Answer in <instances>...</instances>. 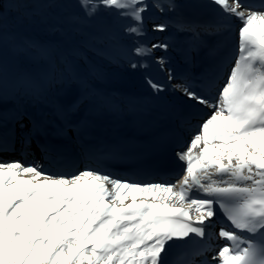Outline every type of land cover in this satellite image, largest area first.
I'll use <instances>...</instances> for the list:
<instances>
[{
	"label": "snow or ice",
	"instance_id": "obj_1",
	"mask_svg": "<svg viewBox=\"0 0 264 264\" xmlns=\"http://www.w3.org/2000/svg\"><path fill=\"white\" fill-rule=\"evenodd\" d=\"M10 2L19 15L11 24L0 14V52L23 53L37 67L15 71L0 57V103L11 93L51 111L29 117L27 131L26 113L0 111V129L13 124L0 131V153L17 150L18 123L21 155L35 140L44 161L0 160V264H264V0H202L215 13L205 21L170 17L175 0H78L83 15L66 23L81 45L60 54L13 30L39 18L64 34L62 22H51L58 0ZM101 12L125 21L122 34L106 21L92 23ZM233 20L238 54L224 50L223 41L209 45L205 38L231 33ZM170 28L187 35L190 51L206 48L208 63L173 85L183 105L166 106L152 123L171 116L183 126L195 113L205 115L175 153L184 165L176 183L117 177L113 163L144 153L98 132L99 121L118 111L117 101L91 86L77 60L93 52L109 63L147 68L145 58L173 46L167 38L151 43L149 33ZM125 37L131 45L122 43ZM156 63L167 70L166 57ZM146 83L156 98L166 90L154 79ZM74 86L75 99L61 103L58 97ZM175 135L161 127L153 144L163 147ZM173 249L181 251L170 261Z\"/></svg>",
	"mask_w": 264,
	"mask_h": 264
},
{
	"label": "rangeland",
	"instance_id": "obj_2",
	"mask_svg": "<svg viewBox=\"0 0 264 264\" xmlns=\"http://www.w3.org/2000/svg\"><path fill=\"white\" fill-rule=\"evenodd\" d=\"M7 1H8L9 6L5 4L3 9L0 10V14H2L9 23L15 24L16 17L19 15V13L15 14L14 12H11V9L13 8H10V5H11L9 4L10 0H7ZM193 4L194 3H190V5L194 7L195 4L194 5ZM192 6H190V8H193ZM199 7L202 8L204 7V5L199 4ZM194 8L188 9V11L191 14L192 12H198V10ZM53 11L55 12V16H54L55 23L62 22L64 28L66 29L64 34L51 31L45 24L40 23L39 18H35L38 21L37 22L38 26L36 25V27H34L33 21H29L31 24L30 26L27 23V20H25L23 24L16 25L13 28V30L18 32L20 35L24 37H28V38L35 39V40L42 42L44 40H39L38 38H35L34 36V35L39 36V34L37 33V30L40 31L41 33L51 38L50 39L51 42L47 41V44L50 45L52 48H54L58 54L66 52L70 47H74L76 45L80 46L82 38L77 37V36H71L70 31H69V26L66 23L67 17L73 16V15H83V12L79 7L78 0H58V7L54 9ZM169 15L170 17L173 18L174 16H177L178 14L175 11L174 13H170ZM211 15H215V13ZM158 16L161 19L164 17L159 14ZM164 18L168 19L167 17H164ZM102 21H106L114 29L120 30L122 34V29L120 28V25L125 23L124 20L122 19L118 20L115 17L109 16L108 13L106 12H101L92 23L95 25V24H99ZM91 30L93 29H90V28L86 29V32L91 31ZM157 34L158 32L149 33V36L151 38L150 42L153 43L154 40H157V38L159 37L157 36ZM69 38L70 40H72V42L68 41ZM167 41H169V39H167ZM172 42L169 44L174 45ZM122 43L125 45H131L132 41L130 38L125 37L122 40ZM158 51L161 54L160 53L156 54V52ZM154 54L157 57L153 58ZM177 56L178 54L173 47H170L167 52H164L162 50H155L152 56L148 57L149 60H152L153 58V61H151V64L150 63L147 64L148 65L147 68L132 69L128 66L127 63H122V64L109 63L108 60L98 55H95L93 52H88L87 59L77 60V64L79 66L81 73L88 79L91 86L94 87L95 89H98L106 94H110L114 97H116V94H120L121 91H127V92L134 91L137 94V96H139L140 94V96H145V98H146V95H148L150 96L149 98L150 102H147L144 105L145 107L152 108V109L158 108V109L164 110L166 109V106H172L175 109L177 105L180 104V100H184L182 92L173 91V85H174L173 81L171 82L168 81V74L169 72L172 73V69L174 65V63L172 62L176 60ZM0 57L3 58L4 62L8 64L10 69L15 70V71L24 72L28 70H35L37 67L35 62L32 61L28 56L24 55L23 53H15V52L9 51L7 48H5L2 52H0ZM159 57L167 58L168 60L167 70L165 71L160 70L159 65L156 63V60ZM147 60H145V62ZM153 63H156L154 66L155 68H153V66L149 67L150 65H153ZM93 68L98 70L99 73L102 74L101 78H96V76L91 71ZM150 68L151 70L154 69V71H150L149 70ZM146 77L154 79L155 81L161 84H164L166 86V90L164 92L159 93L158 98L154 96L152 89L147 85ZM77 94H78V90L74 86L71 92L61 94L58 97V99L61 102L62 98H64L68 101V103H70L72 100L75 99ZM11 98H15V101L16 100L20 101L19 97H14L11 95V93H9V95L6 97V101H10ZM119 100L120 102H117V105H116L117 109L124 107V104L122 103V100L124 101V99L122 98L116 99V101H119ZM143 100H146V99H143ZM23 101L24 100L22 99L21 102ZM125 102H128V101H125ZM124 108H127V107H124ZM132 111H133L132 113L134 114H137L139 112L135 110H132ZM115 114L120 115V112L117 111ZM115 114L106 115V116H112ZM125 114H128V113H125Z\"/></svg>",
	"mask_w": 264,
	"mask_h": 264
},
{
	"label": "bare ground",
	"instance_id": "obj_3",
	"mask_svg": "<svg viewBox=\"0 0 264 264\" xmlns=\"http://www.w3.org/2000/svg\"><path fill=\"white\" fill-rule=\"evenodd\" d=\"M191 1V2H190ZM176 0L175 1V3H177L178 5H179V7H184V8H186L187 10L188 9H193L194 7V9H197L198 10V12H192V14H191V18H190V20H197V21H205V20H208V18H212L213 16L211 15V14H214V11L212 10V8H210V7H207V6H204V7H202V8H200L199 7V4H203L202 3V0ZM190 3H194L195 4V6L193 7L192 5H190ZM193 4V5H194ZM190 6H192L193 8H190ZM178 7V8H179ZM159 17V16H158ZM175 18V17H174ZM163 19V20H162ZM158 18V21H160V22H166V18ZM173 30H175V29H173ZM157 36H159L158 38H157V40H154V42L153 43H155V42H159L160 40H164L165 38H167V39H169V41H167L168 43H171L173 40H174V42H175V44L172 46L173 48H175L176 49V52L178 53V52H180V51H182V54H183V56H185V54H186V49L184 50V48L185 47H187V46H189V39H188V42L187 43H185L186 41H187V38L185 37L186 36V34H182V33H179V32H175V31H172V32H170V34L168 33L167 35H165V34H163V35H161V33H159L158 32V34H157ZM175 38H176V40H175ZM73 39V38H72ZM154 39V38H153ZM186 40V41H185ZM152 43V42H151ZM73 45H75V44H73ZM189 48V47H188ZM160 52L158 51V52H156V54H159ZM161 54V53H160ZM155 57H157L155 54H154V56H153V58H155ZM187 57V56H186ZM148 58V57H147ZM147 58H145V60H147ZM153 58H152V60H149V58H148V60L146 61V63L148 64V63H150L151 64V61H153ZM185 58V57H184ZM150 61V62H149ZM155 62V61H154ZM149 64V65H150ZM155 64L156 63H153V65H150L149 67H151V66H153V68H155L154 66H155ZM150 71H154V69L153 70H151V68L149 69ZM177 72V67L176 68H174L173 69V73H176ZM153 73V72H152ZM167 73V72H166ZM149 92V91H148ZM142 93H143V91H142ZM144 93H145V91H144ZM120 95H128V97H126L124 100L125 101H129L130 99H132V100H130V105L129 106H127V108H120V109H118V112H122V111H125L126 110V112H129V110H135V111H139L140 113H142V111L141 110H143V109H145L146 111H147V107H145L144 105L147 103V102H150V97H143V96H140V94H139V96H137V94L134 92V91H132V92H127V91H121L120 92V94H116V97H115V99H118V98H120ZM138 97V98H137ZM22 99L23 98H20L19 97V100L20 101H18V100H16L15 101V98H11L10 99V101H6V102H4V103H2V104H0V109H4V108H6L5 110H7L8 112H10V113H14V112H17V111H22V112H24V109H25V107L24 108H22L21 109V101H22ZM123 99V98H122ZM143 99H146V100H143ZM117 102H120V100L119 101H117ZM181 102V101H180ZM61 103H64V104H67L68 103V101L66 100V99H64V98H62V101H61ZM136 103V104H135ZM143 105V106H142ZM145 107V108H144ZM38 108V113H37V115H35L34 117H36V116H38L39 117V114H40V112L41 111H46V112H50L51 110L48 108V107H46L45 105H43V104H39V106L37 107ZM0 111H4V110H0ZM146 111H143L144 112V114H147V113H145ZM25 113V112H24ZM128 115H131V114H127L126 116H128ZM121 117L120 116H117V117H114L113 119H110V118H108V117H104V119H102L101 121H99V127H98V132L100 133V134H102V133H104V132H108V134L109 135H114V133L111 131V124H112V122L113 121H115V123L116 122H118L119 120H121L120 119ZM123 118V117H122ZM123 120V119H122ZM22 122H24V123H29V119H28V117L27 116H24V119H23V121ZM161 122H163V120H161ZM105 123H107V124H105ZM8 124H10L12 127H13V124H12V122L10 121ZM160 125H164V124H162V123H160ZM107 126H109V127H107ZM26 127V126H25ZM107 127V128H106ZM161 127V126H160ZM160 127H155L154 129H153V132L155 131V130H160ZM27 128V127H26ZM19 133V124L17 123L16 124V134H18ZM20 134V133H19ZM115 136V135H114ZM32 145H33V143H32ZM31 148H32V146H31ZM12 154V153H11ZM36 154V153H35ZM181 251V249H173V251H172V253L170 254V256H169V260L171 261V260H173L174 258H175V255L177 254V253H179Z\"/></svg>",
	"mask_w": 264,
	"mask_h": 264
},
{
	"label": "trees",
	"instance_id": "obj_4",
	"mask_svg": "<svg viewBox=\"0 0 264 264\" xmlns=\"http://www.w3.org/2000/svg\"><path fill=\"white\" fill-rule=\"evenodd\" d=\"M5 4H7V6H9L7 0H0V10L3 9V7H4ZM9 4L12 5L11 2H9ZM11 5H10V8H13L12 7L13 5L12 6ZM11 12H14L15 14H17V12L13 11L12 9H11Z\"/></svg>",
	"mask_w": 264,
	"mask_h": 264
},
{
	"label": "water",
	"instance_id": "obj_5",
	"mask_svg": "<svg viewBox=\"0 0 264 264\" xmlns=\"http://www.w3.org/2000/svg\"><path fill=\"white\" fill-rule=\"evenodd\" d=\"M179 13L182 17H185V18L189 16L188 12L183 8L179 9Z\"/></svg>",
	"mask_w": 264,
	"mask_h": 264
}]
</instances>
